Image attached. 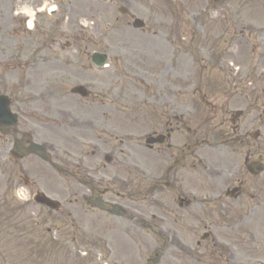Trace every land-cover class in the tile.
Returning a JSON list of instances; mask_svg holds the SVG:
<instances>
[{"label": "rangeland", "instance_id": "1", "mask_svg": "<svg viewBox=\"0 0 264 264\" xmlns=\"http://www.w3.org/2000/svg\"><path fill=\"white\" fill-rule=\"evenodd\" d=\"M19 5H28L37 12L31 30L27 28V20L12 14L17 13ZM52 7L55 9L50 10ZM120 7H126L129 14L120 13ZM133 17L143 19L146 27L134 29ZM81 32L90 39L74 37L84 36ZM68 43L71 48H66ZM94 52L106 54L109 67L93 66L90 56ZM78 70L82 72L76 74ZM257 71L264 75V0H112L109 3L0 0V95L11 97L10 109L20 115L19 133L31 134L39 144L52 143L54 150H49L50 154H61L60 159L51 158V164L35 156L11 160L8 150L12 137L0 135V264H101L100 256L107 264H153L148 260L155 256L160 257L159 264H227L218 257L222 254L209 239L198 243L212 223L218 226L213 230L218 238L237 248L242 264L255 256L263 261L264 210L240 232L230 231L237 215L254 203L252 185L245 173L247 177L241 173L237 178L243 182L238 185L243 196L228 200L221 210L210 208V204L189 210H180L174 203L158 205V211L168 214L171 222L168 225L176 229L171 241L152 229H145L146 240L140 241L133 235L140 230L132 222L141 229L144 226L125 216H115L131 232V240L140 243L135 245L129 240L126 242L129 250L120 244L125 234L119 225L97 217L94 211L91 214V208L82 199L83 195L89 197L94 193L146 211L148 197L141 198L137 193L125 197L136 177L133 171L124 170V159L106 164L101 152L94 148L99 147L104 153L112 150L123 155L132 153L130 162L153 168L156 176L159 174L156 155L142 150L139 143L145 144L143 138L148 133H159L166 126L167 119L162 118L161 111L177 114L176 105H183L180 107L183 112L193 104L191 114L183 116L188 118L191 128H198V123L208 116L205 100L222 106L223 96L233 92L230 90L235 88L234 82L241 78L249 81ZM80 81L93 84H90V97L81 98L87 104L69 93L70 87ZM257 81L259 90L255 95L261 97L264 77H258ZM27 83L29 87L24 86ZM49 92L63 94L58 97ZM214 96L220 97L214 101L211 98ZM239 98L231 104L242 103L243 97ZM164 99L174 105H164ZM72 105L80 122L77 129L67 127L69 124L62 117L64 107ZM260 107L254 110L256 114L263 112ZM87 119L91 120L89 125L84 123ZM183 134L186 135L182 130L177 135L187 138L180 141L188 143V137ZM200 134H195V138H200ZM183 148L180 145L172 152L179 158ZM208 151L202 145L197 155L209 157ZM243 156L254 157L244 152ZM81 165L83 168L79 169ZM200 171L191 170L186 176L188 184L184 185L202 196L201 191L209 190L211 185L216 188L217 183H210ZM90 174L94 175V182L89 181ZM115 174L129 181H125V186L115 187L113 184L118 182L113 179ZM103 175L106 177L100 182L98 178ZM22 176L29 178L30 188L15 182ZM228 180H218L220 191L216 192H223L226 184L223 182ZM38 190L60 200L61 210L52 211L33 203L31 195ZM168 195L162 194L166 202ZM80 208L88 212L82 222L86 221L87 228L92 227L100 234L105 231L111 244H116L119 257L116 253L108 256V250L99 244L86 259L81 253L91 247L78 253L79 247L68 242L72 238L75 243L80 239L72 227L80 226L73 211ZM89 231L88 235L93 236ZM252 234L257 237L258 253L253 252Z\"/></svg>", "mask_w": 264, "mask_h": 264}, {"label": "bare ground", "instance_id": "2", "mask_svg": "<svg viewBox=\"0 0 264 264\" xmlns=\"http://www.w3.org/2000/svg\"><path fill=\"white\" fill-rule=\"evenodd\" d=\"M18 8H20L21 9V11H23V12H26V13H28L29 15H30V18H31V21L29 22V25H31V22L33 21V19L36 17V15H37V13H36V11H34V9L33 8H31L30 6H28V5H19V7ZM55 8H53L52 7V9H50V10H54Z\"/></svg>", "mask_w": 264, "mask_h": 264}, {"label": "flooded vegetation", "instance_id": "3", "mask_svg": "<svg viewBox=\"0 0 264 264\" xmlns=\"http://www.w3.org/2000/svg\"><path fill=\"white\" fill-rule=\"evenodd\" d=\"M232 132L236 133V134H239L240 133V128H236L234 127V129H231Z\"/></svg>", "mask_w": 264, "mask_h": 264}]
</instances>
